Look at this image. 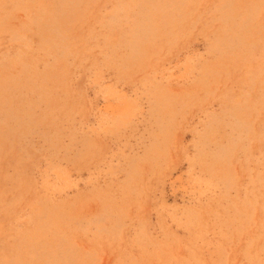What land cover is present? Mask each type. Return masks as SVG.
Listing matches in <instances>:
<instances>
[{
  "label": "rangeland",
  "instance_id": "374dc122",
  "mask_svg": "<svg viewBox=\"0 0 264 264\" xmlns=\"http://www.w3.org/2000/svg\"><path fill=\"white\" fill-rule=\"evenodd\" d=\"M0 264H264V0H0Z\"/></svg>",
  "mask_w": 264,
  "mask_h": 264
}]
</instances>
